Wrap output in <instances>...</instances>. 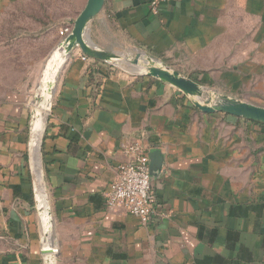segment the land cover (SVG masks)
<instances>
[{
  "label": "crops",
  "instance_id": "crops-1",
  "mask_svg": "<svg viewBox=\"0 0 264 264\" xmlns=\"http://www.w3.org/2000/svg\"><path fill=\"white\" fill-rule=\"evenodd\" d=\"M87 1L0 0V28L13 12L73 26ZM91 38L264 107V0H170L158 13L150 0H106ZM84 55L63 64L43 134L49 222L36 208L30 100L0 94V264H45V247L55 264H264V124L203 113L159 79ZM135 141L164 157L149 225L106 205Z\"/></svg>",
  "mask_w": 264,
  "mask_h": 264
},
{
  "label": "water",
  "instance_id": "water-1",
  "mask_svg": "<svg viewBox=\"0 0 264 264\" xmlns=\"http://www.w3.org/2000/svg\"><path fill=\"white\" fill-rule=\"evenodd\" d=\"M106 0H88L84 10L78 16L73 24L72 32L64 40L62 45L66 44V60L71 57L75 49H80L86 56L92 59L110 62L116 66L122 67L127 72L133 75H148L159 79L163 83L169 84L179 91L190 97L193 105L200 111L206 114L225 113L248 121L264 124V107L245 102L238 98H233L227 95L220 94L216 91H211L204 88L194 80L181 75L179 72L172 70L164 64H159L153 58H148L146 69L141 71L140 54H137L134 59L127 58L121 54H114L100 49L91 38V26L93 21L98 18L104 9ZM127 62H130L129 64ZM125 65V66H124ZM52 107V106H51ZM31 115L34 121V111L31 108ZM52 108L42 118L43 126L37 139L34 137L33 125L30 129L29 137V152L34 164V182L36 186V208L40 215L49 222L51 221V213L48 208V203L45 198H42V166H41V148L43 142V134L45 131L47 119L51 114ZM150 177L162 172L164 165V157L160 150L154 149L150 155ZM41 189V193H40ZM56 250L52 247H45L43 254L45 256V264H55Z\"/></svg>",
  "mask_w": 264,
  "mask_h": 264
},
{
  "label": "rangeland",
  "instance_id": "rangeland-1",
  "mask_svg": "<svg viewBox=\"0 0 264 264\" xmlns=\"http://www.w3.org/2000/svg\"><path fill=\"white\" fill-rule=\"evenodd\" d=\"M62 28L63 26L51 29L48 25L42 27L31 19L22 18L20 12H13L0 28V94L18 90L26 92V97L28 96L31 104L30 129L32 125L33 128L35 126L31 108L35 110L39 106L51 109L55 94H52L50 99L44 96L42 99L44 101H41L44 85H47L54 73L57 86L60 70L66 62L64 53H61L62 47L60 48L62 42L60 29ZM126 54V57L130 59L140 54L139 61L142 71L148 65V58H151L141 50ZM156 61L161 64L160 61ZM117 67L126 71L122 67ZM203 87L214 91L206 86Z\"/></svg>",
  "mask_w": 264,
  "mask_h": 264
},
{
  "label": "built area",
  "instance_id": "built-area-1",
  "mask_svg": "<svg viewBox=\"0 0 264 264\" xmlns=\"http://www.w3.org/2000/svg\"><path fill=\"white\" fill-rule=\"evenodd\" d=\"M170 0H150L153 13L160 5ZM73 26L60 29L62 42L72 32ZM84 61L89 57L82 56ZM122 150L127 161L118 167V176L106 194L109 209H124L137 217L142 225H149L157 219L156 195L150 177V158L144 145L139 142L123 144Z\"/></svg>",
  "mask_w": 264,
  "mask_h": 264
},
{
  "label": "bare ground",
  "instance_id": "bare-ground-1",
  "mask_svg": "<svg viewBox=\"0 0 264 264\" xmlns=\"http://www.w3.org/2000/svg\"><path fill=\"white\" fill-rule=\"evenodd\" d=\"M66 52H67V46H66V44H64V45H62V48H61V53H64V55L66 56ZM61 59V58H60ZM51 65H53V64H51ZM53 67V66H52ZM54 68V67H53ZM55 69V68H54ZM146 68H144V70H145ZM48 70V69H47ZM143 70V71H144ZM50 71V70H49ZM142 71V70H141ZM145 72V71H144ZM55 74L53 73V75L51 76V78H50V80L47 82V85H44V90H43V93H42V95H41V101H44V100H42L43 98H44V96H47L48 97V99H50L51 97H52V94H54V92H55V87H56V84H55V81H56V77L54 76ZM50 76V75H49ZM57 76V75H56ZM47 80V79H46ZM46 102H47V100H46ZM49 104V103H48ZM49 106V105H48ZM33 111H35L34 112V117H35V119H34V128H33V130H34V137H35V139H37L38 138V136H39V132H41V130H42V126H43V120H42V118H43V116L45 115V114H48V112L50 111V109L48 110V109H45L44 107H39V106H37L36 108H35V110H33ZM50 232V231H49ZM50 239V238H49ZM50 242V241H49ZM45 245V244H44Z\"/></svg>",
  "mask_w": 264,
  "mask_h": 264
}]
</instances>
